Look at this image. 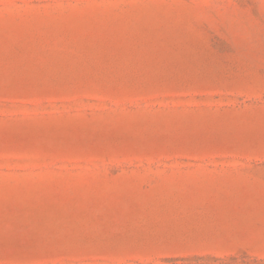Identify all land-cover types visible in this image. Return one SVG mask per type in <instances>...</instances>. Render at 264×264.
<instances>
[{
  "label": "rangeland",
  "instance_id": "obj_1",
  "mask_svg": "<svg viewBox=\"0 0 264 264\" xmlns=\"http://www.w3.org/2000/svg\"><path fill=\"white\" fill-rule=\"evenodd\" d=\"M0 264H264V0H0Z\"/></svg>",
  "mask_w": 264,
  "mask_h": 264
}]
</instances>
